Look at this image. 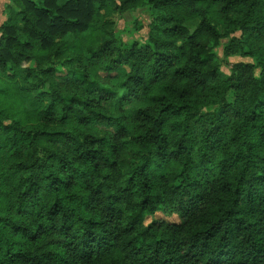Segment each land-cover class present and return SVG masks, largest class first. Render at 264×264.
Wrapping results in <instances>:
<instances>
[{"label":"trees","instance_id":"obj_1","mask_svg":"<svg viewBox=\"0 0 264 264\" xmlns=\"http://www.w3.org/2000/svg\"><path fill=\"white\" fill-rule=\"evenodd\" d=\"M15 5L0 264H264V0ZM144 5L140 45L115 16Z\"/></svg>","mask_w":264,"mask_h":264},{"label":"rangeland","instance_id":"obj_2","mask_svg":"<svg viewBox=\"0 0 264 264\" xmlns=\"http://www.w3.org/2000/svg\"><path fill=\"white\" fill-rule=\"evenodd\" d=\"M11 7H16L15 0H0V27L7 20L9 11ZM157 13L156 10H151L147 5L141 6L136 9H131L121 16H115L116 25L119 29L130 28L134 31L135 37L139 40L140 45L149 43L147 33L149 31V21ZM223 25H220L221 31H223ZM1 35V33H0ZM240 36V34H238ZM216 50L221 59V69L227 73L230 72V66L225 64L226 61L229 63L237 62H254V57L243 56V55H231L226 58L224 54V45L216 46ZM128 68L124 66L122 68L123 72H127ZM157 217H164V214L158 213Z\"/></svg>","mask_w":264,"mask_h":264}]
</instances>
